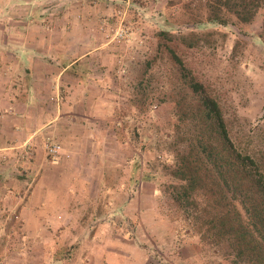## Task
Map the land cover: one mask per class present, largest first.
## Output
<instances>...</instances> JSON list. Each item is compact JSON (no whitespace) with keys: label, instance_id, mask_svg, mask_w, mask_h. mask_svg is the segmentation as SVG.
<instances>
[{"label":"rangeland","instance_id":"obj_1","mask_svg":"<svg viewBox=\"0 0 264 264\" xmlns=\"http://www.w3.org/2000/svg\"><path fill=\"white\" fill-rule=\"evenodd\" d=\"M47 1L53 13L57 4ZM108 2L116 14L102 35L119 43L117 51L125 59L116 66L121 73L108 98L107 128L115 139L106 140V187L90 190L95 202L79 204L84 211L63 233L0 236V264H212L210 249L171 218L158 191L170 182L151 160L157 151L148 145L168 135L176 121L173 97L179 82L164 46H175L184 65L218 97L233 133L247 125L256 139L264 134V4L251 22L224 13L227 23L222 25L207 22V0ZM117 29L126 32L119 42L114 39ZM160 31L198 45L188 49L181 39L157 36ZM145 172L152 173L150 180L144 179ZM9 222L14 229L20 224L15 218L0 220Z\"/></svg>","mask_w":264,"mask_h":264},{"label":"crops","instance_id":"obj_2","mask_svg":"<svg viewBox=\"0 0 264 264\" xmlns=\"http://www.w3.org/2000/svg\"><path fill=\"white\" fill-rule=\"evenodd\" d=\"M47 2L0 0V220L20 222L0 223V236L63 233L106 187L108 98L125 55L102 29L116 11L55 0L51 13Z\"/></svg>","mask_w":264,"mask_h":264},{"label":"trees","instance_id":"obj_3","mask_svg":"<svg viewBox=\"0 0 264 264\" xmlns=\"http://www.w3.org/2000/svg\"><path fill=\"white\" fill-rule=\"evenodd\" d=\"M262 4L264 0H207V22L226 25L222 14L228 13L249 23ZM157 36L181 39L188 49L198 45L169 31ZM164 48L179 85L173 129L148 145L157 151L151 160L170 182L158 191L171 218L210 249L212 264H264V134L254 139L247 125L233 133L218 97L184 65L175 46L165 43ZM141 149L148 151L146 145ZM151 174L145 172L144 179Z\"/></svg>","mask_w":264,"mask_h":264},{"label":"built area","instance_id":"obj_4","mask_svg":"<svg viewBox=\"0 0 264 264\" xmlns=\"http://www.w3.org/2000/svg\"><path fill=\"white\" fill-rule=\"evenodd\" d=\"M126 32L123 29H117L114 32V39H116L118 42L123 40L125 37ZM108 35H106L107 37ZM60 145L57 143H48L46 145V153L48 154L49 157L51 158H56L57 155L60 152Z\"/></svg>","mask_w":264,"mask_h":264}]
</instances>
